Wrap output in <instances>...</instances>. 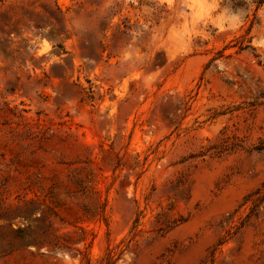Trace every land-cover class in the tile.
Returning <instances> with one entry per match:
<instances>
[{"label":"rangeland","instance_id":"obj_1","mask_svg":"<svg viewBox=\"0 0 264 264\" xmlns=\"http://www.w3.org/2000/svg\"><path fill=\"white\" fill-rule=\"evenodd\" d=\"M0 264H264V0H0Z\"/></svg>","mask_w":264,"mask_h":264}]
</instances>
